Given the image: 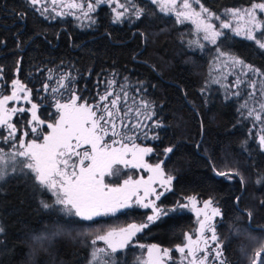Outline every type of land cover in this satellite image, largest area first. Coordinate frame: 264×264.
Here are the masks:
<instances>
[{
	"label": "snow or ice",
	"instance_id": "snow-or-ice-1",
	"mask_svg": "<svg viewBox=\"0 0 264 264\" xmlns=\"http://www.w3.org/2000/svg\"><path fill=\"white\" fill-rule=\"evenodd\" d=\"M24 2L45 19L73 16L81 27L97 24L94 14L102 5L111 9L113 24H131L145 15L155 14L149 5L155 6L159 13L174 17L176 24L190 23L196 39L186 41L188 47L203 50L207 43L213 45L216 52L213 74L200 89L201 95L206 97L213 84L222 87L224 99L233 100L237 105V123L250 122L249 135L258 150L264 152V71L221 47L232 37H243L264 51V0H250L248 6L227 8L223 17L206 7L202 0ZM19 15L23 20L26 13ZM225 30H229L231 36ZM140 35L143 37L144 33ZM180 39L183 41V37ZM20 71V60H17V77L9 86L0 66V192L8 180H19L38 198L43 210L61 213L69 223L88 222L89 226L98 224L97 218L126 214L128 209L149 210L139 223L96 229L90 241L89 264H116L115 254L131 246L146 248V258L140 264H229L225 256L227 238L222 239L218 232L224 224V213L214 197L201 201L198 194L189 195L172 207L163 206L161 198L173 190L176 179L167 169V163L180 145L173 143L160 151L158 145L144 144L145 141H162L158 130L166 127L156 110V102L147 96L145 81L137 80L133 85L128 76L118 79L120 74L114 71L96 82V95L90 99L77 88L71 71L38 68L39 72L48 74L37 96L41 101L50 100L48 108L52 109L48 113L50 118L42 119L39 114L42 105L33 101L32 89L18 78ZM229 76L234 79L229 81ZM9 87L10 94H5L4 90ZM41 92L45 93L42 97ZM21 102L30 107L21 106ZM25 113L29 114L28 118L23 116ZM18 116L25 121L19 127L15 120ZM243 143L247 146L248 141ZM153 155L157 157L156 162L149 163L146 157ZM209 166L215 176L223 177L224 181L239 177L241 189L245 186L246 180L238 169H217L211 159ZM141 172L148 173L147 178ZM258 176L257 183H264V174ZM241 199L240 196L234 198L241 214L236 220L246 217L251 231L253 211L239 208ZM260 204L264 206V200ZM185 209L195 213L197 226L182 234L180 244L161 248L157 244L145 246L136 242L137 235L157 221ZM57 225L58 221L51 231L33 236L34 253L43 249L54 236L63 234V229ZM233 229L235 235H243L238 226L234 225ZM4 231L0 224V235ZM248 239L258 245L250 254L244 246L240 248L248 264H264V241L252 236ZM98 242H103L104 246H98ZM173 252L179 254L178 258L174 259Z\"/></svg>",
	"mask_w": 264,
	"mask_h": 264
},
{
	"label": "trees",
	"instance_id": "trees-1",
	"mask_svg": "<svg viewBox=\"0 0 264 264\" xmlns=\"http://www.w3.org/2000/svg\"><path fill=\"white\" fill-rule=\"evenodd\" d=\"M202 3L218 13L226 8L248 6L250 0H202ZM149 7L155 14L145 15L131 24H113L110 9L101 6L97 24L81 29L71 19H45L32 11L24 0H0V66L4 69V79L10 86L11 80L17 77L16 62L20 60L18 78L32 89L33 101L42 105L39 109L42 119H49L52 109L48 108L50 100L41 101L37 96L48 74L39 72L38 68L71 71L77 88L90 99L96 95V82L114 71L119 72L118 79L128 76L133 85L137 80L145 81L147 96L156 102V110L166 127L158 130L162 141H145L144 144L158 145L160 151L173 143L180 145L167 163V169L176 179L173 190L161 198L163 206L172 207L189 195L214 197L224 213V224L218 232L222 239L227 238L225 256L229 264H248L240 248L244 246L250 254L258 246L249 236L264 241L261 230L264 229V206L260 204L264 200V183H257L258 174H264V152L247 139V125L237 123V105L233 100H225L213 89L206 97L200 93L215 54L214 46L208 45L203 50L189 48L180 38L190 35L191 25L176 24L174 17L159 13L155 6ZM21 12L26 13L23 20ZM221 47L264 71V51L253 42L232 37ZM4 91L8 94L10 87ZM23 116L28 118L29 114ZM15 120L18 127L25 122L20 116ZM245 140H248L247 146H244ZM156 159L155 155L148 157L150 163H155ZM209 159L217 169H238L246 180L243 189L239 177L224 181L223 177L215 176ZM236 196L242 198L239 208L253 211L251 231L246 217L236 220L241 215L234 204ZM125 211L126 214L115 217L97 218L99 223L91 226L88 222L69 223L63 214L43 210L38 198L30 194L23 182L10 179L0 192V224L5 229L0 235V264H89L90 241L96 229L141 222L148 212L140 208ZM56 221L63 234L54 236L43 249L34 253L33 236L51 231ZM192 225L193 215L178 211L157 221L135 240L174 247L182 242V234ZM234 225L243 235L234 234ZM82 232L92 235H80ZM139 251V247L131 246L117 252L116 264H139Z\"/></svg>",
	"mask_w": 264,
	"mask_h": 264
},
{
	"label": "rangeland",
	"instance_id": "rangeland-1",
	"mask_svg": "<svg viewBox=\"0 0 264 264\" xmlns=\"http://www.w3.org/2000/svg\"><path fill=\"white\" fill-rule=\"evenodd\" d=\"M102 6H106V5H102ZM101 7V6H100ZM109 8V7H108ZM110 9V8H109ZM227 9V8H226ZM98 10H99V8L97 9V12H98ZM110 11H111V9H110ZM212 11V10H211ZM224 11H225V9L224 10H222V11H220V12H218V13H216V12H214V13H216V14H218V15H221L222 17H223V14H224ZM97 12L94 14V16L96 17V19H97ZM111 14L113 15V13L111 12ZM56 19H71L72 21H74V23L79 27V28H81V29H86V28H90V27H81L80 26V22L79 21H77L73 16H64V17H57V18H55V19H49V20H56ZM214 23H216V24H219L220 23V21H213ZM190 24V23H189ZM191 25V24H190ZM191 27H192V31H191V34L190 35H188V36H184L183 37V43L184 44H186L187 45V43H186V41H188V40H193V39H196V36H195V33H194V26L193 25H191ZM225 32H228L229 34H231L230 32H229V30H225ZM240 38H243V37H240ZM203 42V41H202ZM203 43H206V42H203ZM208 45H211V44H207L206 43V47L208 46ZM188 46V45H187ZM205 47V48H206ZM191 49H193V50H200V49H194V48H191ZM226 51V50H225ZM216 56V52H215V54H214V57ZM214 57L212 58V60H211V62H210V65H209V68H208V71H207V75H206V79H205V82H206V80H208L209 78H210V74H213V69H214ZM218 63V62H217ZM56 74V73H55ZM54 74V75H55ZM232 79H234V77L233 76H229L228 77V80L229 81H231ZM205 82H204V85H205ZM51 83L53 84V86H54V82H52L51 81ZM211 89H213V90H216V91H218L223 97H224V89L222 88V87H220L219 85H215V84H213V85H211ZM8 94H10V92L8 93ZM12 105L10 104V107H11ZM21 106H24V107H30V105H28V104H25V103H23V102H21ZM242 123H245L246 125H247V130H248V135H247V139L249 140V141H253V139L250 137V135H249V129H250V127H251V124H250V122H248V121H245V122H242ZM255 131H258V129H256ZM247 140V141H248ZM256 144V143H255ZM257 145V144H256ZM6 147V146H5ZM146 160L149 162V160H148V157H146ZM150 163V162H149ZM130 174H133L134 176H135V174L134 173H130ZM141 175H143L145 178H147V175H148V173H146V172H141L140 173ZM168 193V192H167ZM200 199H201V201L202 200H204V199H206V198H202V197H199ZM159 203V202H158ZM140 209H142V208H140ZM144 210H146V209H144ZM148 212H149V210H147ZM181 211H187V212H190L192 215H193V225H192V227H191V229L189 230V231H187V232H191L197 225H196V216H195V213L194 212H192V211H190V210H187V209H185V210H181ZM133 223V222H132ZM136 223H139V222H136ZM125 226H127V225H125ZM124 227V226H123ZM138 244H143V245H145V246H147V245H151V244H153V243H138ZM157 245H159V244H157ZM98 246H101V247H103L104 245H103V242H98ZM159 246H161V245H159ZM161 248H173V247H164V246H161ZM140 249V248H139ZM172 255H173V257H174V259L175 258H178V253H175V252H173L172 253ZM115 256H116V254H115ZM144 258H146V248L145 249H140V251H139V256L137 257V262L140 264V262L142 261V259H144Z\"/></svg>",
	"mask_w": 264,
	"mask_h": 264
}]
</instances>
